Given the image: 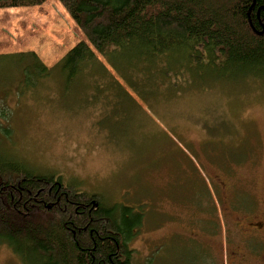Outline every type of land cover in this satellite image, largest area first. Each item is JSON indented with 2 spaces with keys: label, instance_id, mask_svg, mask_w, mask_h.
Segmentation results:
<instances>
[{
  "label": "rangeland",
  "instance_id": "1",
  "mask_svg": "<svg viewBox=\"0 0 264 264\" xmlns=\"http://www.w3.org/2000/svg\"><path fill=\"white\" fill-rule=\"evenodd\" d=\"M85 39L59 0L0 9V110L11 132L2 148L144 213L130 241L133 264H236L241 249L264 264L247 246L250 238L262 247V232L248 237L230 213L237 203L236 212L264 214V83L143 97L123 83L118 91L129 97L116 102L112 91H67L59 75L16 76L15 54L35 51L52 68ZM0 264L23 261L0 244Z\"/></svg>",
  "mask_w": 264,
  "mask_h": 264
},
{
  "label": "trees",
  "instance_id": "2",
  "mask_svg": "<svg viewBox=\"0 0 264 264\" xmlns=\"http://www.w3.org/2000/svg\"><path fill=\"white\" fill-rule=\"evenodd\" d=\"M46 1L0 0V9ZM59 2L86 39L52 68L35 51L15 54L22 62L16 64L19 79L59 75L67 91H112L116 102L129 97L118 91L123 83L138 97L160 89L206 92L231 80L264 83V0ZM2 113L0 244L23 264H133L130 241L144 213L107 204L100 194L80 191L7 153L2 139L11 132Z\"/></svg>",
  "mask_w": 264,
  "mask_h": 264
},
{
  "label": "flooded vegetation",
  "instance_id": "3",
  "mask_svg": "<svg viewBox=\"0 0 264 264\" xmlns=\"http://www.w3.org/2000/svg\"><path fill=\"white\" fill-rule=\"evenodd\" d=\"M237 205V203L232 204L233 208L230 206V213L234 216L236 225H238V227L242 229L248 237L251 236L252 233L259 234L260 232H262L261 237L264 236V214L253 215L252 218L251 216H249V214H242L240 211L236 212L235 210L239 208ZM248 240V251L251 252L254 256H259L260 259L264 261V245H262V247L261 245L260 247H258L256 241L250 238ZM250 247L251 249H249ZM234 255L236 256L234 258L236 264H254L249 259V255H247L245 251H243V249L235 252Z\"/></svg>",
  "mask_w": 264,
  "mask_h": 264
}]
</instances>
